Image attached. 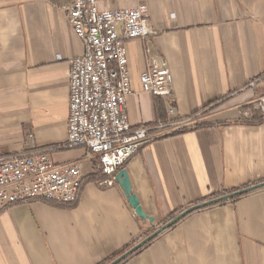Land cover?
Masks as SVG:
<instances>
[{
    "label": "crops",
    "instance_id": "0c3cea01",
    "mask_svg": "<svg viewBox=\"0 0 264 264\" xmlns=\"http://www.w3.org/2000/svg\"><path fill=\"white\" fill-rule=\"evenodd\" d=\"M70 3L0 0V157L51 149L56 164L78 163L85 174L72 204L31 200L0 213V264H103L173 212L264 182V120L243 122L260 119L264 96V80L248 87L264 74V0H97L100 10H141L156 32L126 45L131 128L201 114L185 133L166 129L122 169L152 223L117 182L98 185L105 177L86 149H60L69 62L84 52ZM153 60L171 74L169 103L142 91ZM123 264H264V188L190 214Z\"/></svg>",
    "mask_w": 264,
    "mask_h": 264
},
{
    "label": "built area",
    "instance_id": "2783aa9c",
    "mask_svg": "<svg viewBox=\"0 0 264 264\" xmlns=\"http://www.w3.org/2000/svg\"><path fill=\"white\" fill-rule=\"evenodd\" d=\"M65 12L84 52L69 62L68 132L60 149H86L96 159V170L105 177L98 185L113 187L116 175L142 146L164 137L170 127L187 129L201 114L171 125L131 128L125 112L126 97L131 94L126 45L156 32L139 9L100 10L97 0H71ZM139 80L143 92L171 102L172 77L165 63L151 61ZM263 80L264 74L248 87ZM257 109L264 120V96ZM244 118H249L247 113ZM50 151L0 157V213L31 200L57 204L77 200L85 179L81 166L56 164Z\"/></svg>",
    "mask_w": 264,
    "mask_h": 264
},
{
    "label": "water",
    "instance_id": "95a60500",
    "mask_svg": "<svg viewBox=\"0 0 264 264\" xmlns=\"http://www.w3.org/2000/svg\"><path fill=\"white\" fill-rule=\"evenodd\" d=\"M116 182L120 186V188L123 190L125 193L128 203L130 207L134 210V213L136 216L142 220H147L149 223L153 222V218L149 217L146 215L143 211V208L141 207L139 200L134 194H131V187L129 183V179L127 177L126 171L121 170L117 175H116ZM264 188V182L248 186L245 188L238 189L236 191L221 195L215 199H211L206 202L198 203L193 206H190L189 208L183 210L181 213H179L177 216H175L173 219L170 221L164 223L162 226H160L158 229H156L154 232L146 236L144 239H142L140 242L135 244L132 248L121 254L119 257L115 258L108 264H120L122 261H124L128 256L133 254L135 251L138 249L142 248L144 245L149 243L150 241L154 240L158 235L163 233L164 231L172 228L175 226L177 223H179L181 220L189 216L190 214L200 211L202 209L218 205L224 202H227L229 200H232L234 198L242 197L245 196L249 193H252L256 190Z\"/></svg>",
    "mask_w": 264,
    "mask_h": 264
},
{
    "label": "trees",
    "instance_id": "16d2710c",
    "mask_svg": "<svg viewBox=\"0 0 264 264\" xmlns=\"http://www.w3.org/2000/svg\"><path fill=\"white\" fill-rule=\"evenodd\" d=\"M243 122L244 123H246V124H258V123H260L261 122V120L260 119H257V120H243ZM211 124H208V123H204V124H201V125H197V126H195L194 127V130H196V129H202V128H205V127H208V126H210ZM187 131H189V130H187V129H182V130H180V131H177L174 135H177V134H182V133H185V132H187ZM248 186H251V185H247V186H245V187H248ZM244 187V188H245ZM233 191H236V190H233ZM233 191H231V192H233ZM226 194H227V192H225ZM221 195H224V193L223 194H214V195H211L209 198H206L205 200H203L202 202H206V201H209V200H211V199H215V198H217V197H219V196H221ZM243 197V196H242ZM242 197H238V198H234V199H232V200H230L231 202H234V201H237V200H239V199H241ZM183 210H179V211H175V212H173L172 214H170L163 222H162V224L161 225H163L164 223H166V222H168V221H170L171 219H173L175 216H177L179 213H181ZM141 221H143L142 219H140ZM154 231V229L152 228L151 229V231H150V233H152ZM143 238L141 237L139 240H137V242H139V241H141ZM156 239V238H155ZM154 239V240H155ZM154 240H152V241H150L149 243H147L146 245H144L142 248H140V249H138L137 251H135L133 254H131L130 256H128L124 261H122L120 264H123V263H125L127 260H129L130 258H132V257H134V256H136V255H138L139 253H141L144 249H146ZM137 242H133V244H131V245H129L128 247H126L122 252H120V253H118V254H116V255H114L113 257H111L110 259H108V260H106L103 264H108V263H110L112 260H114L115 258H117V257H119L121 254H123L124 252H126L127 250H129L130 248H132Z\"/></svg>",
    "mask_w": 264,
    "mask_h": 264
}]
</instances>
